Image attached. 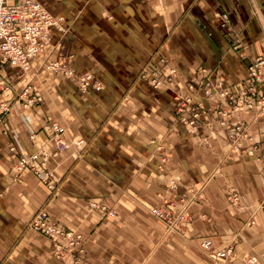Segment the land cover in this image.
Wrapping results in <instances>:
<instances>
[{
	"label": "crops",
	"instance_id": "obj_1",
	"mask_svg": "<svg viewBox=\"0 0 264 264\" xmlns=\"http://www.w3.org/2000/svg\"><path fill=\"white\" fill-rule=\"evenodd\" d=\"M38 1L65 28L25 72L0 71V103L14 106L0 109V264H264V111L230 106L264 51V0ZM81 73L100 89H82ZM28 84L42 102L16 106ZM53 122L69 144L57 154ZM236 125L249 136L232 138ZM41 149L52 189L17 167ZM42 209L81 236L60 258L27 227ZM227 248L233 257H214Z\"/></svg>",
	"mask_w": 264,
	"mask_h": 264
},
{
	"label": "built area",
	"instance_id": "obj_2",
	"mask_svg": "<svg viewBox=\"0 0 264 264\" xmlns=\"http://www.w3.org/2000/svg\"><path fill=\"white\" fill-rule=\"evenodd\" d=\"M226 21V15H223ZM65 28L64 19L60 16H55L48 7L38 0H0V71L5 67L17 68L25 72L30 65V62L37 57L51 42L53 30L63 31ZM47 69L63 75L71 74L70 68L65 65H60L57 61H52L47 65ZM250 74L247 85L240 91L238 101H234L237 105L233 107L235 112L251 108L253 105L250 95L255 88V84L264 85V56H258L250 65ZM72 75V74H71ZM79 84L82 89H87L93 86L95 89H100V86L91 82V76L85 73L77 75ZM3 83H0V92L7 90ZM19 105L27 108L37 105L42 102V97L34 94L31 85H26L19 96H17L16 106ZM14 108L9 102L0 103V109L3 112L10 111ZM198 114L194 116L197 119ZM191 125L195 124L194 120L190 121ZM53 132V141L57 152L69 147L68 142L63 138L65 128L60 124L53 122L51 125ZM232 136L241 132L242 136H247L245 130H240L239 127L232 129ZM238 131V133H236ZM33 139V135H30ZM80 141L78 145L82 144ZM14 150V149H12ZM41 153V152H40ZM43 156L50 158L52 154L45 150ZM37 153L31 155V160H38ZM49 156V157H48ZM45 159V158H44ZM47 160V159H46ZM27 164V159L22 158L18 161V169L22 170ZM36 175L43 179L46 178L41 169H35ZM48 174V173H47ZM52 175V173H51ZM153 213L160 215L157 209ZM44 218L39 219L35 228L43 231L48 236L55 238L62 231L58 226L48 223L46 214ZM38 220V221H39ZM65 232V231H64ZM62 234V233H61ZM70 236V234H68ZM68 236V237H69ZM204 248L210 249L212 242L204 241ZM232 249L219 250L215 252L217 259H228L232 257Z\"/></svg>",
	"mask_w": 264,
	"mask_h": 264
},
{
	"label": "rangeland",
	"instance_id": "obj_3",
	"mask_svg": "<svg viewBox=\"0 0 264 264\" xmlns=\"http://www.w3.org/2000/svg\"><path fill=\"white\" fill-rule=\"evenodd\" d=\"M263 42H264V38H263ZM258 56V55H257ZM259 56H264V51L262 52V54L261 55H259ZM255 58H257V57H255ZM255 58H254V60H252V62L251 63H253L254 61H255ZM251 65V64H250ZM250 65L248 66V73L250 74ZM149 71L147 70V71H143L142 72V77L143 76H145L146 77V75H148L147 73H148ZM154 74V73H153ZM176 74V71L174 70V69H171V70H169V79L168 80H171V79H173V77H174V75ZM249 74H248V77H249ZM155 75V74H154ZM155 77V76H154ZM152 83H153V86L155 87V88H158V87H160L161 85H162V83H161V81L160 80H158V78L157 79H154L153 81H152ZM255 89L252 91V92H250L251 93V95H250V99L252 100V102H253V105H252V107L251 108H246L247 110H252L253 108H254V106H256V107H258V109H259V111H264V85H257V84H255V87H254ZM239 95H240V93H239ZM177 100H178V102H176V107H177V111L179 112V113H184L185 114V112H187V111H194V116L197 114V112L198 111H195V109H196V107H194V106H191V104H192V102H191V100H187L186 98L181 102L180 101V97L179 98H176ZM231 99V98H230ZM234 101H238V98L237 99H235L234 98ZM232 99H231V109L233 110V107L235 106V105H237V103H235ZM191 107V108H190ZM198 107V106H197ZM198 108H200V106L198 107ZM234 111V110H233ZM194 116L192 117V119H190L189 120V124H190V121L191 120H194L195 122L198 120L199 121V119L197 118H194ZM181 119H183V117L181 118ZM227 124V122H226V120L225 119H223V121H221V125L222 126H225ZM193 126H195V124L193 125ZM238 126L236 125V126H234L233 127V129H236ZM234 133V132H233ZM236 133H238V131L236 132ZM249 135H248V133H247V137H248ZM231 137L232 138H234V139H240L241 137H242V134H241V132H239L238 134H236V135H234V136H232V134H231ZM234 149H236V150H238V146H236V144L234 145ZM41 152V153H40ZM42 152H45V149H41V150H39V151H36V152H34V153H37V154H40V155H38V160H31L30 158H31V155H33L34 153H31L30 155H28V156H24V155H21V156H19V160L20 159H22V158H26L27 159V164L25 165V167L22 169V170H24V169H30V170H32V172H33V174H34V176H36L40 181H41V183H43L44 185H46L48 188H53V184H52V178H53V174L51 175V171L48 169V167H47V163H48V160H49V158H47V156L45 155V157L43 156V153ZM49 157V156H48ZM45 158V159H44ZM47 159V160H46ZM18 160V161H19ZM34 168L35 169H41V171L45 174V177L46 178H44V180L43 179H41V178H39L37 175H36V173H35V170H34ZM19 170V169H18ZM48 173V174H47ZM99 208L103 211V212H105L106 213V215L107 216H109V217H114L115 216V212L112 210V209H110L109 207H107V206H105V205H100L99 206ZM154 209H157L158 210V212L160 213V215H158V214H156V213H153L157 218H160V219H162V220H165L166 221V224H167V226H168V228H170V229H172L173 227H174V223H175V221H174V219H173V217L171 216V214H169L168 212H166V211H164V210H161V209H159L158 207H156V208H154ZM153 209V210H154ZM153 210H152V212H153ZM43 213H45L46 214V218H47V222L48 223H52V224H54V225H56V226H58L59 228H61V230L62 231H60L61 233L60 234H58L55 238H52V237H50V236H48L47 234H45L43 231H41V230H39V229H37V228H35V225H36V223L37 222H41L39 219H41V218H44L42 215H43ZM45 219V218H44ZM39 220V221H38ZM27 227L29 228V229H31L33 232H35V233H37V234H39V235H41V236H44L45 238H47V239H49L51 242H52V244L54 245V255L56 256V257H62V255L65 253V252H68L67 251V249H69V250H73V249H75L78 245H79V243H80V241H81V236L80 235H77V234H75L73 231H71V230H68V229H64V228H62V226H59L58 225V223L56 222H53V218H52V216H50L49 214H48V212H46L44 209H42V210H39L32 218H31V220L28 222V224H27ZM65 231V232H64ZM68 234H70V236L68 235ZM69 236V237H68ZM203 243H204V241H203ZM203 243L201 244V248H200V250L202 249L203 251H210L211 249H212V247L210 248V249H206V248H204V246H203ZM227 249H232V248H227ZM227 249H224V250H227ZM232 251H233V249H232ZM201 252V251H200ZM234 253V252H233ZM202 255V254H201ZM214 257H215V253H214ZM232 257H233V254H232ZM216 258V257H215ZM231 258V257H230ZM201 260H200V262H199V264H205L206 262H205V259L201 256V258H200ZM217 259V258H216ZM227 259V258H226ZM229 259V258H228ZM135 264H137V262L135 263ZM141 264V263H140ZM151 264H163V263H155V262H152ZM165 264H171V263H165ZM172 264H175V263H172ZM183 264H191L190 263V261L189 260H186V261H184V263Z\"/></svg>",
	"mask_w": 264,
	"mask_h": 264
}]
</instances>
